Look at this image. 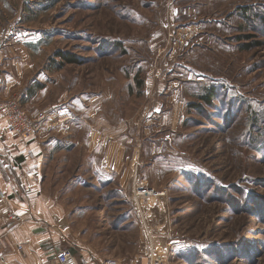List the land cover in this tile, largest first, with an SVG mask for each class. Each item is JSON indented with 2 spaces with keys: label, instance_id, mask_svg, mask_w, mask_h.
<instances>
[{
  "label": "rangeland",
  "instance_id": "obj_1",
  "mask_svg": "<svg viewBox=\"0 0 264 264\" xmlns=\"http://www.w3.org/2000/svg\"><path fill=\"white\" fill-rule=\"evenodd\" d=\"M0 98L124 148L48 192L79 263L264 264V0H0Z\"/></svg>",
  "mask_w": 264,
  "mask_h": 264
},
{
  "label": "crops",
  "instance_id": "obj_2",
  "mask_svg": "<svg viewBox=\"0 0 264 264\" xmlns=\"http://www.w3.org/2000/svg\"><path fill=\"white\" fill-rule=\"evenodd\" d=\"M88 118L91 116L79 125L58 124L49 133L34 138L7 133L0 119V264H56L57 254L76 247L73 233L80 227L71 224L78 223V217L72 216L70 227H66L62 215L67 212V205L48 193L60 189L57 184L61 179L56 178L66 173L64 167L69 168L61 166L63 159L69 157L70 168L73 166L78 175L93 174L92 162L99 160L98 173L111 170L115 176L122 175V180L128 174L124 148L96 137ZM64 144L70 145L68 151L63 149ZM78 206V200L70 201L71 215L72 208ZM95 250L94 246L86 248L84 264H99L91 257L98 255ZM73 264L81 263L73 257Z\"/></svg>",
  "mask_w": 264,
  "mask_h": 264
},
{
  "label": "built area",
  "instance_id": "obj_3",
  "mask_svg": "<svg viewBox=\"0 0 264 264\" xmlns=\"http://www.w3.org/2000/svg\"><path fill=\"white\" fill-rule=\"evenodd\" d=\"M189 28H181L180 33L183 34ZM0 119L5 122L6 131L9 134H13L20 137H30L33 136L35 131L38 130L37 122L42 120V117L37 115L32 116L28 114L21 106L18 99H12L6 102L0 103ZM161 196L157 192L148 188H135L133 198L135 202L138 200L150 198L152 196ZM14 220V217H11ZM21 250V248H18ZM56 264H73V255L70 250H64L57 254L55 257Z\"/></svg>",
  "mask_w": 264,
  "mask_h": 264
},
{
  "label": "trees",
  "instance_id": "obj_4",
  "mask_svg": "<svg viewBox=\"0 0 264 264\" xmlns=\"http://www.w3.org/2000/svg\"><path fill=\"white\" fill-rule=\"evenodd\" d=\"M67 61H73V60H67ZM203 101H205V102H207V101H209V99L208 98H203ZM208 103V102H207Z\"/></svg>",
  "mask_w": 264,
  "mask_h": 264
},
{
  "label": "bare ground",
  "instance_id": "obj_5",
  "mask_svg": "<svg viewBox=\"0 0 264 264\" xmlns=\"http://www.w3.org/2000/svg\"><path fill=\"white\" fill-rule=\"evenodd\" d=\"M156 196V195H155ZM155 196H152V197H154L155 198Z\"/></svg>",
  "mask_w": 264,
  "mask_h": 264
}]
</instances>
